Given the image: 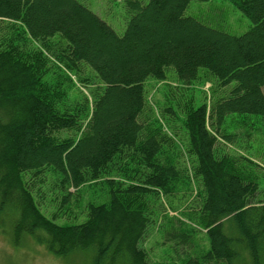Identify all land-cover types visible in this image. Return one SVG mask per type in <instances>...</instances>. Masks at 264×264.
I'll list each match as a JSON object with an SVG mask.
<instances>
[{"label":"trees","instance_id":"1","mask_svg":"<svg viewBox=\"0 0 264 264\" xmlns=\"http://www.w3.org/2000/svg\"><path fill=\"white\" fill-rule=\"evenodd\" d=\"M122 1L130 17L118 35L79 0H0V228L10 219L15 245L30 238L56 257L149 264L141 242L153 225L183 255L203 232L207 247L179 264H240L241 252L264 264V165L219 148L236 137L227 119L249 131V116L264 123V0H227L250 22L239 36L184 16L208 0ZM54 37L64 42L56 52ZM82 65L101 85L71 102L88 81ZM167 69L181 88L205 70L213 101L167 86L160 116L140 123L144 83L165 82ZM50 175V202L64 206L86 183L107 197L86 204L82 223L58 225L60 209L46 217L33 195L43 201ZM192 182L195 209L159 211Z\"/></svg>","mask_w":264,"mask_h":264},{"label":"rangeland","instance_id":"2","mask_svg":"<svg viewBox=\"0 0 264 264\" xmlns=\"http://www.w3.org/2000/svg\"><path fill=\"white\" fill-rule=\"evenodd\" d=\"M84 6L95 13L99 18L106 22L118 35L124 32L126 23L130 15L127 13L122 0H79ZM148 0H143L146 3ZM185 17L194 18L211 28L226 31L235 36L242 35L249 27V20L244 17L235 7L227 0H208L204 2L192 1L184 12ZM7 25L0 22V31L7 32ZM52 45L51 50L56 52L64 42L57 37L49 41ZM81 74L87 78L85 85L77 86L70 96V101L76 99L78 91L90 96V93L100 86V82L94 74L85 66H81ZM205 70H200L199 80L194 84L179 87L176 82V74L173 69L166 70L165 82H158L153 78H148L144 83L145 106L138 120L140 123L147 124L158 115V112L163 107L166 98L167 86H171V92L185 97L189 94L193 95L196 105L202 102L211 103L212 93L211 85L213 79L206 76ZM178 86V87H177ZM234 84H230L224 89L218 91L219 96H225L233 88ZM180 88V90L178 89ZM183 89V90H182ZM179 90V91H178ZM264 91V90H263ZM171 104L174 101L171 97ZM252 122V130L247 127H239L233 123V119H227L225 126L229 132H235V138L232 139V144L220 143L219 148L228 153H241L251 157L261 166L264 165V123L257 116H249ZM165 122L168 121L166 118ZM233 123V124H232ZM178 124V123H177ZM245 126V125H244ZM248 126V125H247ZM179 130V128H176ZM180 134H182L180 132ZM184 140V137H182ZM185 141V140H184ZM181 167H189L190 163L184 160L181 162ZM194 181V180H193ZM54 177L47 176L46 183L41 187L43 192V201H39L36 193L34 199L38 204L40 211L48 218H51L54 212H58V217L55 223L58 225H74L85 221L84 207L90 201L94 203H102L106 199V195L101 194L99 185L86 183L77 191L70 189L72 192L69 201L62 206L60 201L50 202L54 196L50 192V185L54 184ZM200 186L196 182H192L190 189H183L174 196L163 198L160 212L167 211L170 215L178 216L179 212L195 209L200 200L196 195V191ZM42 196V193H41ZM172 210V211H171ZM198 247L205 249L208 245L203 232L196 236ZM142 247L148 253L149 264H179L186 256H196L198 247L191 250H185V255L174 249V244H162L161 234L156 230L155 226H150L141 242ZM248 255L246 252H241V263L247 264ZM176 262V263H175ZM237 263V262H236ZM0 264H91L90 253H74L66 257H56L46 251V249L35 243L32 239L24 237L18 245L13 243L12 224L10 219H6L3 228H0Z\"/></svg>","mask_w":264,"mask_h":264}]
</instances>
